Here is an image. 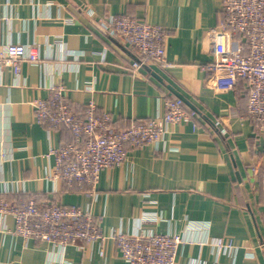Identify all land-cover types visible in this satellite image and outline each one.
<instances>
[{
  "label": "crops",
  "instance_id": "1",
  "mask_svg": "<svg viewBox=\"0 0 264 264\" xmlns=\"http://www.w3.org/2000/svg\"><path fill=\"white\" fill-rule=\"evenodd\" d=\"M0 14V50L31 43L39 53L17 74L4 66L0 75V196L88 209L104 234L61 250L16 234L13 217L0 216V264H129L111 234L146 231L182 235L173 264H264L262 142L247 115L246 82L219 83L208 69L212 35L223 41L228 31L223 0H0ZM123 14L165 30L167 67L129 70L134 54L98 22ZM57 84L75 112L93 102L116 127L161 115L174 91L195 107L183 101L193 120L169 125L158 141L127 144L126 160L103 168L91 192L55 176L50 149L70 130L35 119L34 101ZM218 237L233 246L218 251Z\"/></svg>",
  "mask_w": 264,
  "mask_h": 264
},
{
  "label": "built area",
  "instance_id": "2",
  "mask_svg": "<svg viewBox=\"0 0 264 264\" xmlns=\"http://www.w3.org/2000/svg\"><path fill=\"white\" fill-rule=\"evenodd\" d=\"M223 11L228 31L223 41L219 40L221 34L212 35L214 59L208 69L219 83L232 85L238 79L246 82L247 115L262 142L264 167V0H223ZM98 22L134 54L128 67L132 73H140L148 64L168 66L164 49L166 32L160 25L130 14L111 15ZM233 33L239 37H233ZM38 59L34 44L7 43L0 50V75L4 66L12 67L17 74L22 60ZM48 89L47 97L33 103L36 121L55 128L63 126L71 132V139L50 149L55 157V176L75 181L91 192L103 168L126 160L127 144L139 147L158 141L169 125L190 122L194 115L179 97H165L161 115L131 119L124 127H116L110 113L98 114L93 102L85 104L81 113L75 112L63 98V85H50ZM250 167L255 172L259 165L253 162ZM6 215L13 217L16 234L48 242L61 250L69 245L92 246L104 239L97 216L79 206L34 200L18 205L0 196V216ZM111 236L129 264H173L179 245L185 242L177 232H113ZM214 245L218 251H224L233 243L218 237ZM98 253L102 255L103 249Z\"/></svg>",
  "mask_w": 264,
  "mask_h": 264
},
{
  "label": "water",
  "instance_id": "3",
  "mask_svg": "<svg viewBox=\"0 0 264 264\" xmlns=\"http://www.w3.org/2000/svg\"><path fill=\"white\" fill-rule=\"evenodd\" d=\"M176 94V97H179L180 99H182V101L186 102L191 108H195L181 93L174 91ZM237 179H238V183L240 185V189L242 191V193L244 194V196L246 197V191L242 182V179L240 177V175L237 173Z\"/></svg>",
  "mask_w": 264,
  "mask_h": 264
}]
</instances>
